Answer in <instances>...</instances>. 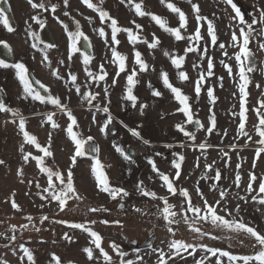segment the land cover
<instances>
[{
	"label": "rangeland",
	"instance_id": "rangeland-1",
	"mask_svg": "<svg viewBox=\"0 0 264 264\" xmlns=\"http://www.w3.org/2000/svg\"><path fill=\"white\" fill-rule=\"evenodd\" d=\"M8 2L12 6L16 19L15 31L10 35H6L3 30H0V32H3L0 38L4 37L9 42L18 60L32 67L43 81L50 83L51 87L56 89L58 86L52 85L50 68L42 62L43 54H40L39 51L34 52L32 50L33 47L31 45L36 43V40L29 38L25 31L28 27L25 21H28L32 25V31L38 32L40 27L30 20V16L37 14L39 10L31 9L26 0H8ZM46 2L58 5L55 13H51L50 11L39 12L41 19L45 21V25L51 30L56 41L55 48L47 49L51 67L56 66L57 69H61L59 67L60 60L68 63L65 60V55L63 59L60 58L61 53L68 51L69 41L63 27L54 18L59 17L60 21L68 25L70 31H75L73 21H79L80 30L89 38L96 56L90 65L91 70L96 72L99 70V65L104 64L105 70L109 74L106 81H101L99 83L100 85L93 82L92 86L90 85V91L100 92V96L97 99L106 100L103 95V88L105 85L108 86V101L106 100L107 102L105 101V103H108L110 113L113 117V124L116 129L115 134L102 135L99 128L107 118V114H104L102 118L98 115L102 119V122L97 120L96 123H93L92 113L96 112V110L89 109L88 107L90 106L80 100L74 88L70 89L69 86L66 87L65 84H62L63 86H59L55 92L60 95L58 97L61 98L62 102L77 115L76 118L79 128L76 131H79L80 135L85 139L88 136L94 138L92 143L99 148L97 157L103 163V171L109 177L110 183L125 188L130 193V196L125 197L123 201L119 199L113 201L107 194L100 193L95 188V178L91 175V160L80 158L78 166L74 169V178L75 186L85 199L82 202L70 201L66 211L60 213L55 202L49 204L47 201H41L39 196L36 195L40 190L35 187V182L39 181L43 187L46 186L47 178L35 167L34 161L26 165L23 164L21 153L18 150L19 144L22 142V137L18 134L16 126L7 122L8 118H12L11 115L8 113L0 115V159L5 161L4 165H0V233L12 235L9 231L10 226L16 225L19 229V225L27 223L24 219L26 215H31L33 217V223L42 229L40 232L32 229L19 230L15 233L17 235V241L11 244L3 237H0V258L8 260L9 264H21L20 256L23 253L18 248V244L24 243L34 254L36 264H55L51 259L53 253L60 258L61 264H69V261L72 264H104L102 258L94 262H89L86 254L83 253L82 249L89 246L88 242L90 237L87 233L79 229H70L64 224L52 222L54 220L84 222L90 219L97 220V223L90 225V227L103 237L102 246L113 256L115 264H119V260L116 254L109 248V243L113 241L119 244L122 250L127 253L125 259L133 260L134 264H157L158 252L155 250L161 249L167 253L169 251L167 243L173 238L194 244L204 243L208 246L231 251L233 254L251 253V248L239 246L234 241H228L224 238L223 233L216 230H213V234L220 235V239L211 240L208 237H204L200 241H196L186 226L172 225L176 230L175 237H172L167 232V228L161 217L154 215L158 208L163 206L162 202L151 200L148 197H141L135 188L136 183L139 180H143L144 185L149 190L157 192L158 195H166V190L162 187V182L151 171V166L147 162L148 158L151 157L161 171L173 173L174 170L171 168V161L174 157L172 154L173 152L183 153L185 160L182 163V175L178 181V186L189 189L194 203H200L194 190L197 186L203 191L209 202H214L219 198V192L227 189L228 195L225 206L229 209H234L235 205L240 203V216L246 222H250L253 226H256L260 231L264 232V206L252 202L250 197H248L249 202L247 204L238 200V196L246 195L245 188L250 171H254L257 176L264 175V158L257 160V167L253 169L252 160L255 148L258 145L252 141H248L246 144V138L243 136L237 138L239 113L237 82L227 75L225 69L220 64V60L223 59L235 65V60L229 61L227 57L222 55L218 46H211L210 38L206 34V25H203L201 31L205 39L200 41V49L201 51L203 50L205 42L207 41V54L214 59L215 75L207 79L202 87L199 99H196L193 88L199 70L195 69L193 65L200 64L202 69H206L207 61H201L198 53L187 54L181 70L185 71L190 79L181 82L177 77L178 70L163 53L167 50L176 56L184 55L187 41H176L174 37L165 33L155 22L151 21L150 17L135 16L134 11L130 7H125L120 4L119 0H104L102 7L112 17L118 20L119 26L133 28V31L136 32L134 25L131 24V21L134 19L136 23L142 25L143 31L139 34L144 39L151 42L152 34L154 33L161 42L156 49L151 50L143 43L135 45V50L142 54V58L149 67L147 71L139 73L136 77L138 83L133 88V94L138 97V101L137 107L133 108L131 102L122 99L126 84V73H121L120 77L117 78V85L114 87L111 86V80L115 76L116 66L110 63L111 52L104 42L105 39L109 43L111 40V29L107 24H101L98 15L82 5L80 0H69L70 6L68 8L64 7L62 0H46ZM93 2L96 3L98 0H93ZM171 2L180 7L189 18L187 32L184 33L182 30V33L188 35L194 32L196 26L195 19L187 0H171ZM193 2L199 5L202 15L213 20L217 28L218 41L227 45L230 41L231 32L235 30L230 27L233 24L230 17L234 15L231 7L225 4L223 0H193ZM233 2L240 7L249 22L251 16H258L257 9L264 7V0H233ZM144 4L145 10L151 11L167 20L168 26H178V18L175 14L169 12L165 6L161 5L160 0H144ZM64 11H68L70 15L64 16ZM85 17H90L91 22L85 19ZM98 28L105 29V38L102 39L99 37L95 31ZM254 28L258 29L259 25H255ZM253 35L256 36V33ZM117 38L120 41V44L116 46L117 50L127 57L125 63L130 72L133 68L134 47L128 42L127 33L121 32ZM260 42H264V37L256 36L249 44L250 49L256 56V70L249 74L251 82L247 89L249 96L246 107L248 108L256 107L257 101L262 98L261 93L264 92V71H262L264 69V51L259 49ZM34 49L37 50L38 47ZM225 50L231 56L238 49L226 47ZM77 60L79 59H72L74 70L81 72L78 79L81 82L83 81L82 75L84 71L81 70L82 68L78 65ZM136 67L138 69V66ZM161 71L166 72L170 82L190 97L189 103L192 106V111L206 127L209 124L208 117L211 115L209 109H212L216 117V129L213 133L208 134L204 129H200L193 141L176 130L175 125L177 123H183L185 117L182 113L175 112L179 104L174 100L171 92L163 86L160 78ZM1 76L3 75L0 74ZM5 77L6 79H12L11 75H6ZM218 77H223V81L218 80ZM0 82L2 84V78H0ZM149 83H151L153 88L162 93L161 97L157 98L151 95V90L148 88ZM221 83L223 85L222 87ZM257 84L260 85L259 88H257ZM3 87L6 89L7 94L10 95L12 105L18 107L17 110L22 115H32L26 118V130L30 134L35 135L42 146H47L48 133H52V151L54 157L47 158V160L54 168L65 170L69 163L68 157L74 151V145L64 130L68 123L67 117L63 113L58 114L57 112L60 110L50 104H35L31 101L20 99V106L18 105V94L21 95V93L18 88H15L12 83H4ZM207 87H213L214 89V95L216 97L214 104H211L208 100ZM23 103L30 107L23 106ZM140 103L148 105L143 117L137 116ZM48 112L55 113L53 119L60 125L59 128L53 130L50 123H45L41 126V122L45 120ZM233 113L237 115H233ZM247 117L246 130L252 135L254 141L258 139L253 129V125L256 122L255 113L249 111ZM124 125H127V128ZM131 128H136L141 133V136L149 141V144L145 145L142 140L133 137L128 131ZM225 132H227L226 135ZM200 143H206L211 145V147L202 153L196 147ZM113 144L120 146L124 150L127 146H132L135 148L136 154L132 159L124 160L116 152ZM233 144L237 146L235 149L230 147ZM165 145H172V147L166 148ZM25 150L32 151L33 154H40L30 145H25ZM156 152H160L163 155L156 156ZM223 152H228L230 156V160L228 161L229 167L227 168L225 167V160L227 158L223 157ZM213 161H215L213 169L218 168L222 175V179L215 182L218 185L215 190L210 189V186L214 183L213 180L201 179V176L205 175V163L211 164ZM197 163H199V167H196ZM238 163L241 164V187L239 189L233 183L236 165ZM21 167L24 173L22 178L25 181L32 180L34 182L32 186H28L26 183H20L21 177H17L16 171ZM208 175L214 176L215 171H211ZM13 191L15 192L14 199L22 208V212L18 213L11 208L9 198ZM25 193H30V195H25ZM174 200L178 201L177 198H174ZM42 203L45 206L40 208L39 206ZM121 203L125 205L123 210H119L118 208ZM98 206H104L109 211L103 213H88L86 211L88 207ZM131 206L141 209L144 207L148 213L143 211L137 213L135 210L130 209ZM126 208H128L129 213L126 212ZM257 209L260 210L257 211ZM220 214L223 215L224 213L221 211ZM41 215L49 216V220L45 221L42 225L39 222ZM127 216L128 219H126ZM100 220H108L110 222L118 220L122 223L125 220L128 221L125 223L126 227L121 228L110 223L108 225L101 224L99 223ZM201 227L211 230L210 225H201ZM65 232L73 236L74 242L69 243L62 239ZM151 237L154 238L150 244L151 247H145L143 243ZM133 240L136 241L135 244L130 243ZM40 241H44V243ZM230 243L235 246H230ZM5 245L8 246L5 247ZM137 249L139 250L138 252L136 251ZM94 254L98 256V250L94 249ZM137 255L141 257V260L136 259ZM183 255L185 257L184 259L173 258L170 264H194V261L200 259L204 255V252L197 249L194 256H188L186 253ZM24 264H27L26 259ZM212 264H215V258H212ZM223 264H228L227 258H223Z\"/></svg>",
	"mask_w": 264,
	"mask_h": 264
},
{
	"label": "snow or ice",
	"instance_id": "snow-or-ice-1",
	"mask_svg": "<svg viewBox=\"0 0 264 264\" xmlns=\"http://www.w3.org/2000/svg\"><path fill=\"white\" fill-rule=\"evenodd\" d=\"M3 3H7V0H2ZM27 4L33 10H39L37 14L31 15L30 20L39 25L41 29L45 27V21L41 19L39 12H51L55 13L58 5L55 3H47L46 0H26ZM65 8H68L69 0H62ZM187 2L191 6V12L195 19V29L191 34L185 35L182 33L187 32V26L189 23V18L186 13L178 7L176 4L171 2V0H160L161 5L165 6L169 12L175 14L178 18V26L170 27L168 26V21L162 18L161 16L145 10L144 0H119V3L124 5L125 7H130L132 11H134L135 16L137 17H150L151 21L155 22L156 25L159 26L161 30L170 36L174 37L176 41H187V47L184 49V55L176 56L173 53L164 51V55L170 59L171 64L178 70L177 77L181 82L188 81L190 79L189 75L181 70L183 67V63L185 57L189 53H198L199 59L201 61H207L206 69H202L200 64H194L193 67L199 70V74L194 82L193 91L195 93L196 99H199L202 87L208 78L215 75L214 67L215 62L212 56H209L208 53V42H205L203 50L200 49V41L205 39L204 34L201 31L203 25H206V34L207 37L210 38L211 46H218L221 50L223 56L227 57L229 61L235 60V65L226 62L225 60H220L221 66L225 69L227 75L237 82L238 88V99H239V113H238V124H237V138L243 136L246 138L245 143L248 141H252L257 144L258 147L255 148L254 157L252 160V168L255 169L257 167V160L264 158V92L261 93V99L257 101V106L254 108L246 107L248 102L249 92L247 91L248 85L251 82L249 74L256 70V56L253 51L250 49L249 44L251 40L255 39L256 36L264 37V7H260L257 9L258 16H251L250 22L246 19L245 14L241 11L240 7L233 0H223V2L231 7L234 15L230 17L233 22L230 27L234 28L231 32V37L229 43L226 45L225 43H220L218 41L217 28L212 19L201 14V9L197 3H194L193 0H187ZM80 3L86 6L88 9L95 12L100 20L101 24H107V26L111 29V40L110 43L105 39V44L109 47L111 52V61L110 63L116 66L115 76L111 80V86H116L118 83V77H120L121 73H126V84L124 87V94L122 99L125 101L131 102V106L133 108L137 107L138 97L133 94V88L138 83L136 77L139 73L145 72L148 70V64L142 58V54L135 50V45L138 43L146 44L148 49H156L158 45L161 43L159 38L153 33L151 42L147 39H144L139 33L143 31L142 25L136 23L133 19L131 24L134 25L136 32L133 31V28H125L121 27L118 24V20L112 17L107 10H105L102 6L104 4V0H98V2L94 3L93 0H80ZM64 16H69L70 13L68 11L63 12ZM250 15V14H249ZM63 27L65 33L68 37V60L71 61L72 54L74 52H79L80 50L77 48L78 41L83 38L86 42L88 41V37L80 30L79 21H73L75 24V31H70L68 25L64 24L63 21L59 20V17H54ZM85 19L91 22L90 17H85ZM28 25L26 28V33L29 38L33 40H38V33L32 31V25L28 21H25ZM0 25L4 27V29L12 33L15 29L10 25L9 19L5 14L4 8L0 7ZM255 25H259V28H254ZM98 33L99 37L102 39L105 38L106 32L104 28L95 29ZM121 32L127 33V39L130 44L133 45V68L129 72L126 66L127 57L120 53L117 50V45L120 44L119 39L117 38L118 34ZM256 33V36L253 34ZM0 46H3L9 53H11L10 45L3 40H0ZM33 48H36V43L31 45ZM91 45L89 44V47ZM54 44L45 45L43 49H41L43 54L42 62L46 64L50 68L51 75L55 77L57 80L64 79V76L60 73L57 68L51 67V61L47 55V49L54 48ZM226 47H231L233 49H238L233 52L230 56L229 53L225 50ZM259 49L264 51V42L259 43ZM83 57V65L84 71L86 73V77L88 78V83L84 85L85 89H88L90 85L94 82L99 85L101 81H106L108 77V72L105 70L104 64L99 65V71L93 72L88 68L91 57L81 53ZM65 61L60 60L59 64L64 65ZM138 66V69L137 67ZM0 68L8 69L12 68L15 70V76L19 81V84L22 86V93L20 95V99L28 100L29 98L32 101H39L41 104H50L53 105L56 109L60 110L67 117V127L64 129L66 131L67 137L71 140L74 145V151L69 155L68 160L69 163L65 170H60L58 168H54L51 164H49L47 158L54 157V153L52 151V133H48V142L47 146H42L35 135L30 134L28 130H26V118L17 110L5 103V100L0 98V113H8L11 115V121H7L16 126L18 130V134L22 137V142L19 144V152L21 153V159L23 164H29L30 162H35V167L39 169V172L46 176V186H41L39 181L35 182V187L39 189L36 195L39 196L41 201H47L49 204L55 202L58 207L60 213H63L67 209V205L70 201L82 202L85 197L82 196L75 186V178H74V169L78 166V161L80 158L89 156L91 159L90 171L91 175L95 178V188L100 193H105L107 196L113 200L123 201L125 197H129L130 193L121 186H115L110 183L109 177L103 171V165L97 156L91 155L92 153H98L99 148L96 146H90L86 148L89 141H92L94 138L92 136H88L86 139L83 138L79 131H74V128L78 129V121L76 116L73 114V111L62 102L61 98L55 96L51 93L50 89L43 84L40 80H35V84L39 85L40 89H43L44 93L47 95H42L40 91L37 90L36 87L33 86V82L28 75V70L24 63L15 62L12 64L6 63L4 60H0ZM264 71V69H262ZM160 78L162 80L163 86L168 89L172 97L176 102H178L179 107L175 109L176 113H182L185 117L183 123H177L175 128L177 131L183 133L184 136L188 137L191 140H195V136L192 132L187 131L184 127L185 124H195L197 128L204 129L208 134L213 133L216 129V117L212 109H209L211 115L208 117L209 124L206 127L203 125L199 119H195V113L192 111V106L190 105V97L183 93V91L175 87L169 80V76L166 72L161 71ZM218 80L223 81V77H218ZM71 86V88L75 89L76 94L80 97L82 102H86L88 106L95 107L96 112H103L107 114V118L104 120L103 124L100 126L99 131L104 133L110 124L113 123V117L110 113V108L108 103H104L103 107H101L100 103H96L93 105V101L97 100V97L100 96V92H93L90 90L82 91V87L79 83H77V75L69 72L67 75V80H65V86ZM221 83V87H222ZM257 88L260 87L259 84L256 85ZM148 88L151 90V95L153 97H161L162 93L159 90L153 88L151 83L148 84ZM0 91H3L0 88ZM103 95L107 100L109 95V88L107 85L103 88ZM235 95V93H234ZM207 97L211 104H214L216 101V97L214 95L213 87H207ZM110 103V101H109ZM148 105L144 103L139 104V109L141 114ZM252 111L255 113L256 122L253 125V129L258 136V139L253 141L252 135L249 134V131L246 130V121H247V113ZM96 112L92 113L93 123H96ZM175 114V113H173ZM55 113L48 112L46 114V118L41 122V126L45 123H50L51 128L53 130L60 127V125L53 119ZM233 115H237L233 113ZM123 123V122H121ZM127 128V125H124ZM139 127V126H138ZM130 134L133 137H136L138 140H142L145 145L149 144L147 139H144L141 136V133L136 128L128 129ZM227 132H225V135ZM25 145L33 146L38 153L33 154L32 151H26ZM116 152L119 153L124 160H130V157L126 154L125 150L120 146L113 144ZM166 148L172 147V145H165ZM202 153L206 152V150L211 147L206 143H200L196 146ZM235 149L237 146L235 144L230 146ZM156 156L163 155L160 152L155 153ZM173 159L171 161V168L174 170L173 173H165L159 169L156 162L149 157L148 164L151 166V171L159 178L162 182V187L166 190V195H158L157 192L149 190L145 185L143 180H139L136 185V191L141 197H148L151 200H158L162 202V207H159L157 212L154 215L158 217H162L165 222V227L167 228V232L171 234L172 237H175L176 230L172 227V225H183L186 226L187 229L193 234V238L196 241H200L204 237H208L211 240L220 239V235L213 234V230H216L220 233L224 234V238L230 242H235L242 247H249L252 249V252L249 254H233L231 251L223 250L221 248L209 247L204 243H190L185 242L180 239H171L167 243V247L169 251L166 253L161 249H157L155 251L158 252L157 264H170L173 258L184 259L183 254H187L188 256H194L197 252V249H200L204 252V255L200 259H196L194 264H212V258H215V264H223V258H227L228 264H264V232L260 231L256 226H253L250 222H246L245 219L240 216L241 212V204L237 203L234 209H229L225 206V201L227 199L228 190L224 189L219 192V198L214 202H209L207 197L204 195L203 191L197 186L195 187V194L199 198L200 203H194L192 199V195L187 188H183L178 186V181L182 175V163L185 160V156L183 153L173 152ZM223 157H226L225 167H229L228 161L230 160V156L228 152H223ZM199 160V158H197ZM5 161L0 159V165H4ZM215 161L211 164L205 163L204 172L205 175L201 176V179H211L214 183L210 186L211 190H215L218 185L215 183L222 179L221 172L218 168L213 169ZM196 167H199V163L196 164ZM241 164L236 165L235 177H234V185L237 189L241 187ZM215 171L214 176L208 175L211 171ZM17 177H21L20 183H26L28 186L33 185L32 180L25 181L22 177L24 175L23 168H18L16 171ZM151 179V177H150ZM258 182V183H257ZM199 183V182H197ZM246 195L238 196V200L247 204L249 202L248 197H250L251 201L254 203H258L264 206V175L257 176L254 171H250L248 173V181L245 188ZM25 195H30V193H25ZM169 196L177 198L179 200L178 210H174L177 208V205H173L169 203ZM15 192L11 193L10 202L11 208L16 212H22V208L14 199ZM45 205L42 203L39 207L43 208ZM123 203L120 204V207L123 208ZM135 212L140 213L142 209L139 207L134 208ZM260 209H257L259 211ZM88 213H103L108 212L104 206L98 207H88L86 209ZM221 211L224 213L221 215ZM24 219L27 223H22L19 225V229L16 225H11L9 231L12 235H6L5 233H0V237L6 239L9 244L17 241V235L15 234L19 230H29L32 229L36 232H40L42 229L37 227L33 223V217L31 215H26ZM49 220V216L41 215L39 217V222L42 225L45 221ZM57 224H64L70 229H79L82 232H85L90 237L89 246L84 247L82 249L83 253L86 254L87 260L89 262H94L103 259L104 264H115L113 260V256L109 254L108 251L102 246L103 237L95 230H93L90 225H95L97 220L90 219L84 222H70L67 220H54L52 221ZM99 223L108 225L109 223L120 224V221H108V220H100ZM201 225H210L211 230L205 229L201 227ZM62 239L68 241L69 243L74 242L73 236L69 235L68 232H65L62 236ZM44 243V241H40ZM130 243L135 244L136 241H130ZM8 245H5L7 247ZM230 246H235L230 243ZM151 247V245H149ZM18 248L22 251L23 255L20 256L21 264H24L26 259L27 264H36L34 254L32 251L25 246L24 243H19ZM109 248L113 253L116 254V257L119 260V264H134V261L131 259H125L127 253L122 250L121 246L116 242H110ZM94 249L98 250V256L94 254ZM139 251L138 249L136 250ZM52 261L55 264H61L60 258L53 253L51 256ZM137 260H141V257L137 255ZM0 264H9V261L3 258H0ZM69 264H72L69 261Z\"/></svg>",
	"mask_w": 264,
	"mask_h": 264
},
{
	"label": "flooded vegetation",
	"instance_id": "flooded-vegetation-1",
	"mask_svg": "<svg viewBox=\"0 0 264 264\" xmlns=\"http://www.w3.org/2000/svg\"><path fill=\"white\" fill-rule=\"evenodd\" d=\"M0 2H1V0H0ZM7 4H8V7H9V9H10V14H11V18H12V27L13 28H15L14 26H15V24H16V19H15V16H14V12H13V10H12V6H11V4H9V2H8V0H7ZM45 27L50 31V33H51V35H52V41H53V44L55 45V47H56V41H55V38H54V36H53V34H52V32H51V30L45 25ZM0 30H3V32L6 34V35H10V34H12V33H9V32H7L5 29H4V27L2 26V25H0ZM40 30H41V28H39V30H38V40H36V43H37V47H38V49L37 50H35L34 48H32V50H34V52H36V51H39L40 52V54H42V51H41V49H43L44 48V46L45 45H48V44H46V43H44V42H42L41 41V39H40V36H39V33H40ZM3 32H0V36L3 34ZM0 40H3V41H6L5 40V38L3 37H1L0 38ZM8 44H9V42L8 41H6ZM88 42H89V44L91 45V55H88V56H90L91 57V59H90V63H89V65H88V68L91 70V67H90V65H91V63H92V60L94 59V57H96L95 56V54H94V50H93V47H92V44H91V42H90V40L88 39ZM10 45V44H9ZM11 47V46H10ZM54 47V48H55ZM31 48V47H30ZM51 49V48H50ZM11 53H9V55H10V58H11V62L9 63V62H6V63H8V64H12V63H15V62H21L20 60H18V58H17V55L14 53V51H13V49H12V47H11ZM33 53V52H32ZM48 54V53H47ZM84 54V53H83ZM64 55H65V60L66 61H68V63H64V65H60L59 64V67L61 68V69H58L59 71H60V73L64 76V79H62V80H57L55 77H53L52 75V85H56V86H63L62 84H65V80H67V75H68V73L69 72H72V73H74V74H76L77 75V83H79L80 85H81V87H82V90H90V87L88 88V89H85L84 88V85L85 84H87L88 83V78H86V73H85V71H84V65H83V57H82V55H81V52H74L73 54H72V59H79V60H77V62H78V65L82 68L81 70L82 71H84V74L82 75V77H83V81H81V82H79L78 81V79H79V75H80V73L81 72H76V70H74V64H73V61H72V59H71V61H69L68 60V51H66L65 53H61V56H60V58L61 59H63L64 58ZM85 55H87V54H85ZM42 58H43V55H42ZM59 59V58H58ZM0 60H2L1 58H0ZM22 63H24V62H22ZM24 65L26 66V68H27V70H28V75H31L33 78H35L36 80H40L43 84H45L49 89H50V91H51V93L53 94V95H55V96H58L59 94L57 93V92H55V91H57V88L56 89H53L54 87H51V85H50V83H48V82H45V81H43L37 74H36V72L34 71V69L32 68V67H30V66H27V64L26 63H24ZM53 68H56V66L55 67H53ZM99 71V70H98ZM98 71H96V72H98ZM95 72V71H94ZM0 74L1 75H3V76H1L0 78H2V84H1V82H0V88H2L3 89V91H0V98H2V99H4L5 100V103L8 105V106H10V107H12V108H14V109H18V107H15V105H12V103H11V97H9L10 95L9 94H7V91H6V89H4V87H3V84L4 83H12L13 84V86L15 87V88H18V90L20 91V93H22V86L19 84V81H18V79L16 78V76H15V70L14 69H12V68H8V69H4V68H0ZM6 75H11V77H12V79H6ZM100 85V84H99ZM91 86H92V84H91ZM69 87H70V89H73V88H71V86L69 85ZM18 96L20 97V95L18 94ZM60 96V95H59ZM26 101V100H25ZM28 101H31V102H33V103H35V104H39L40 102L39 101H32L30 98L28 99ZM105 101L106 100H99V99H97L96 101H93V105H95L96 103H100L101 104V107H103V105H104V103H105ZM108 101V100H107ZM106 101V102H107ZM24 105L23 106H25V107H28L29 105H25V103H23ZM18 105H20L21 106V101H20V98H19V103H18ZM53 106V105H52ZM30 107V106H29ZM88 107V106H87ZM89 109H91V110H96L95 109V107L93 106V107H88ZM145 110H146V108L144 109V111H143V114H144V112H145ZM21 113V112H20ZM58 114H61L62 112H57ZM98 113V112H97ZM96 113V121L97 120H99V121H101L102 122V117H104V114L105 113H103V112H99V114H97ZM4 114H6V113H0V115H4ZM74 114V113H73ZM143 114H141V111H140V109L138 108V111H137V116H139V117H143ZM75 116H77L76 114H74ZM98 115L101 117V118H99L98 117ZM25 118H27V117H31L30 115L28 116V115H23ZM65 117H66V115H65ZM11 119L12 118H8L7 120L8 121H11ZM116 123V122H115ZM103 124V123H102ZM111 128H112V132L110 133V131H111ZM74 131H76V128H74ZM116 133V129H115V126H114V124L112 123V124H110L109 126H108V128L105 130V132L104 133H102V135H112V134H115ZM98 154L96 153V156H97ZM83 158H85V159H88V158H86V157H83ZM91 160V159H90ZM102 163V162H101ZM102 165H103V163H102ZM103 167H104V165H103ZM103 170H104V168H103ZM133 210H134V208H133Z\"/></svg>",
	"mask_w": 264,
	"mask_h": 264
},
{
	"label": "water",
	"instance_id": "water-1",
	"mask_svg": "<svg viewBox=\"0 0 264 264\" xmlns=\"http://www.w3.org/2000/svg\"><path fill=\"white\" fill-rule=\"evenodd\" d=\"M0 7L4 8L5 14L9 19L10 25H12V18H11V14H10V9L8 7L7 3H3L2 0L0 2ZM40 39L42 42L46 43V44H53L52 41V35L50 33V31L44 27L43 29L40 30L39 33ZM77 48L80 50L79 52L87 54V55H91V46L89 47V42L85 41L83 38H81L78 43H77ZM0 58L6 62H11V58L10 55L8 53V51L3 47L0 46ZM30 79L33 82V86L37 88L38 91L41 92L42 95H47V93H44L43 89L39 88V85L35 84V78H33L31 75H29ZM195 119H199L197 116H195ZM200 120V119H199ZM201 122V121H200ZM184 127L186 128L187 131H190L194 134V136H196V134L198 133V131L201 128H197V126L195 124H185ZM112 132V128L110 133ZM188 138V137H187ZM189 139V138H188ZM90 146H95L92 141L88 142V145H86L85 147L88 148ZM126 154L130 157V159H132L135 156V148L132 146H127L125 149ZM91 155L96 156V153H92ZM87 158H90L89 156H86ZM150 211V210H149ZM154 238H150L149 240H147L146 242H144V246L147 247L151 244V242L153 241Z\"/></svg>",
	"mask_w": 264,
	"mask_h": 264
},
{
	"label": "trees",
	"instance_id": "trees-1",
	"mask_svg": "<svg viewBox=\"0 0 264 264\" xmlns=\"http://www.w3.org/2000/svg\"><path fill=\"white\" fill-rule=\"evenodd\" d=\"M169 203H171V204H173V205H177V208L176 209H174V210H178V205H179V200L178 201H175L174 200V197H171V196H169ZM124 205V204H123ZM124 207H125V205L123 206V208H121L120 207V204H119V206H118V208H119V210H123L124 209ZM133 206H131V208L130 209H132L133 210ZM142 211L143 212H145V213H148L147 212V209L146 208H142ZM126 212H128L129 213V210H128V208H126ZM131 214V213H130ZM126 219H128V216L126 217ZM161 219H162V217H161ZM163 220V219H162ZM113 221H116V220H113ZM128 221V220H127ZM126 220L125 221H123V223L120 221V224L119 225H117V224H113V223H110L111 225H115V226H117V227H126V225H125V223L127 222ZM164 222V221H163ZM165 223V222H164ZM125 225V226H124ZM177 239V238H176ZM171 240V239H170ZM209 247H212V246H209ZM224 250V249H223Z\"/></svg>",
	"mask_w": 264,
	"mask_h": 264
}]
</instances>
